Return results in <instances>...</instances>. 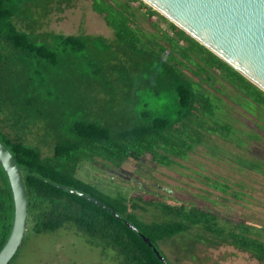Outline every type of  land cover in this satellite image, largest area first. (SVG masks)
I'll list each match as a JSON object with an SVG mask.
<instances>
[{"label": "trees", "instance_id": "16d2710c", "mask_svg": "<svg viewBox=\"0 0 264 264\" xmlns=\"http://www.w3.org/2000/svg\"><path fill=\"white\" fill-rule=\"evenodd\" d=\"M73 1L0 0V141L24 170L29 204L24 241L9 264H14L28 232L55 234L61 230L83 236L105 256L112 250L110 258L117 264H171L159 250L162 241L174 246L177 264L196 261L204 248L223 245L249 253L264 264V224L197 203L122 191L112 194L79 173L83 165L120 169L130 163L144 165L146 158L160 166H177L206 144L210 134L232 139L239 130L227 120L225 99L203 85L215 87V74L263 114L264 91L143 0H89L116 36L119 54L126 57L134 51L139 60L154 64V69L147 66L151 77L157 76L164 92L176 95L173 115L149 110L133 114L123 105L116 110L111 90L103 86L111 104L99 100L93 74L82 67V62L89 63L100 53L91 34L41 30L51 13ZM142 9L147 20L159 15L167 23L164 30L151 21L155 31L148 33L158 34L160 39H147L148 33L139 25ZM98 37L103 40L102 35ZM116 57L112 52L106 58ZM96 71L94 68V75ZM49 108L57 111L55 118ZM67 118L70 122L64 126ZM254 136L250 138H259ZM238 144L243 145L240 140ZM239 163L262 172L261 162L241 159ZM56 185L77 189L105 203L153 246L107 209ZM212 186L233 193L226 180L213 181ZM233 195L240 198L236 192ZM13 219V194L0 165V251Z\"/></svg>", "mask_w": 264, "mask_h": 264}, {"label": "rangeland", "instance_id": "374dc122", "mask_svg": "<svg viewBox=\"0 0 264 264\" xmlns=\"http://www.w3.org/2000/svg\"><path fill=\"white\" fill-rule=\"evenodd\" d=\"M138 4L135 3V6ZM61 8L60 12L55 11L49 16L45 28L65 34H91L89 37L94 38L95 48L100 53L93 55L89 63L82 62V67L93 74L92 81L99 100H108L112 96L116 110L123 105L133 111V114L135 110H149L156 115L174 114L176 95L171 91L164 92L157 76L152 78V71L147 68L148 65L151 69L156 66L139 60L134 51H129L126 57L123 52L119 54L116 49V36L107 27L104 19L91 8L89 0H74L70 5H61ZM145 14V9H142L138 17L139 25L147 33L155 31L151 21L159 23L162 29L167 30V23L162 21L159 15L153 16L149 21ZM98 35H102L103 40H98ZM146 35L147 39L161 38L158 34ZM112 52H115L117 57L106 58ZM191 67L194 68L192 65ZM94 68L97 69L95 75ZM114 73H118L119 77ZM193 77L201 80L199 77ZM215 83V87L206 83L203 85L225 99L227 120L239 130L232 139L225 140L219 135L210 134L206 144L198 146L187 160H181L177 166H160L146 158L144 165L130 163L120 169L100 164L98 167L83 165L79 171L80 175L99 183L112 194L122 191L131 195L143 194L145 198L156 196L185 204L197 203L264 224V114L252 104L249 105L241 93L225 82L219 74H215ZM103 86L107 90L110 89L112 95L108 96ZM216 88L226 93H220ZM158 91L160 94L155 95ZM49 111L54 118L58 115L55 109L49 108ZM69 122L67 118L64 126ZM250 135L259 138H250ZM239 140L243 143L242 146L238 144ZM241 159L263 163L262 172L242 165L239 163ZM217 180H226L232 186V192L240 194V198L233 193L225 194L214 188L212 182ZM143 188H146L145 191ZM144 217L153 218L151 214H144ZM158 246L171 264H177L176 255L173 253L174 246L172 247L170 242L162 241ZM107 252L106 256L103 255L99 247L91 246L83 236L73 231L61 230L55 234L28 232L26 243L14 264H117L110 258L113 251ZM182 264L260 263L249 253L223 245L204 248L199 252L196 261L185 260Z\"/></svg>", "mask_w": 264, "mask_h": 264}, {"label": "water", "instance_id": "95a60500", "mask_svg": "<svg viewBox=\"0 0 264 264\" xmlns=\"http://www.w3.org/2000/svg\"><path fill=\"white\" fill-rule=\"evenodd\" d=\"M178 27L221 57L264 91V0H143ZM0 165L4 169L14 199L11 233L0 251V264H9L22 245L27 230L29 204L24 170L10 149L0 141ZM99 204L151 241L128 220L105 203L82 191L64 185ZM157 255L165 257L154 247Z\"/></svg>", "mask_w": 264, "mask_h": 264}, {"label": "crops", "instance_id": "0c3cea01", "mask_svg": "<svg viewBox=\"0 0 264 264\" xmlns=\"http://www.w3.org/2000/svg\"><path fill=\"white\" fill-rule=\"evenodd\" d=\"M55 12V11H54ZM53 12V13H54ZM52 14V13H51ZM50 14V15H51ZM49 15V16H50ZM48 21H49V17L46 19V24L43 26V28L41 29L42 31H55V30H52V29H48V28H45L47 25H48Z\"/></svg>", "mask_w": 264, "mask_h": 264}]
</instances>
